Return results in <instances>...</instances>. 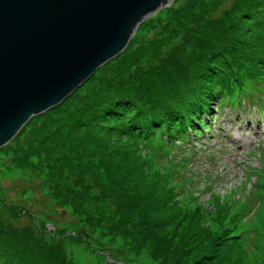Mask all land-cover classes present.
Wrapping results in <instances>:
<instances>
[{"label":"rangeland","instance_id":"1","mask_svg":"<svg viewBox=\"0 0 264 264\" xmlns=\"http://www.w3.org/2000/svg\"><path fill=\"white\" fill-rule=\"evenodd\" d=\"M256 73L264 0H173L144 18L119 54L0 147V264H264V134L237 126L264 119V94L262 106H214L204 130L217 143L194 145L212 156L189 168L182 151L166 154L172 182L148 141L152 129L171 134L182 96Z\"/></svg>","mask_w":264,"mask_h":264},{"label":"water","instance_id":"2","mask_svg":"<svg viewBox=\"0 0 264 264\" xmlns=\"http://www.w3.org/2000/svg\"><path fill=\"white\" fill-rule=\"evenodd\" d=\"M173 0H0V147L119 54Z\"/></svg>","mask_w":264,"mask_h":264},{"label":"trees","instance_id":"3","mask_svg":"<svg viewBox=\"0 0 264 264\" xmlns=\"http://www.w3.org/2000/svg\"><path fill=\"white\" fill-rule=\"evenodd\" d=\"M262 83H264L263 76L256 73L247 75L240 80L216 82L211 90L207 91L206 94H209L205 98L194 95L193 103L189 100V97L182 96L179 99L182 107L181 112L176 114V117L168 122L169 128L172 130L171 134L162 136V130H150L151 138L148 141L155 143V147L160 151L152 150V153L149 152V155L154 159L152 161L156 162L154 164L158 166V169L164 170L167 173V178L170 182H172L171 179H177L178 175L176 174L175 166L171 165L170 169L165 166L167 161L163 156L166 158L168 148L173 147L176 140L184 138L187 128L197 130L196 128L199 125H205L201 119L202 113L210 112L216 99H219L218 103L220 105L225 103H232L231 105H233V103H238L242 96H252L251 94L254 92V88L260 86ZM110 110L112 109H109L110 113L113 112ZM142 134L143 132H139L138 134H134L133 137L134 139H139ZM173 172L176 173L173 174ZM123 179L125 178L123 177ZM147 196L144 195L145 199L141 197L143 202L146 201Z\"/></svg>","mask_w":264,"mask_h":264}]
</instances>
